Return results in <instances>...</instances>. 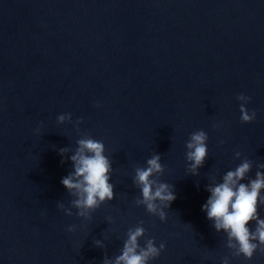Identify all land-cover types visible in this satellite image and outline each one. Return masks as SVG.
<instances>
[{"label":"water","instance_id":"1","mask_svg":"<svg viewBox=\"0 0 264 264\" xmlns=\"http://www.w3.org/2000/svg\"><path fill=\"white\" fill-rule=\"evenodd\" d=\"M63 113L73 122L58 123ZM199 129L208 156L194 176L185 145ZM84 134L104 143L115 185L90 220L58 207H71L61 179ZM155 152L176 195L166 221L135 204V168ZM245 157L248 177L264 172V0H0V264H102L140 220L142 246L166 245L149 264H222L230 250L202 211L206 185Z\"/></svg>","mask_w":264,"mask_h":264},{"label":"clouds","instance_id":"2","mask_svg":"<svg viewBox=\"0 0 264 264\" xmlns=\"http://www.w3.org/2000/svg\"><path fill=\"white\" fill-rule=\"evenodd\" d=\"M240 104V120L242 123H250L256 118L255 110L251 112L246 104L251 100L250 96L243 93L237 96ZM72 123L71 113L58 115L57 122ZM82 118L74 123L79 124ZM39 131V129H37ZM208 133L199 129L190 133L186 141V160L188 172L191 175H199V168L204 165L208 156ZM222 144L223 141L221 140ZM78 145L73 154L67 157L72 162L73 170L61 179L68 193L74 197L71 207H65L59 203L66 215L72 216V208L77 211L75 215L85 220L92 218V213L101 207L102 204L114 198L115 185L110 182L113 172L112 161L105 155V145L102 141L84 134L76 141ZM71 149L63 147L59 149L62 157ZM241 152H235V157L240 158ZM64 161L62 160L61 163ZM253 162L243 158L242 162L234 169L228 170L221 181L215 176L211 177V183L206 185L210 193L206 203L202 205V211L206 212L207 218L212 221L216 232L221 230L226 234V247L230 250V256L222 258V264H230L232 257H243L251 260L259 252L264 255V218L260 217L259 209L264 205V172L257 171L255 178L248 177ZM164 165L161 163V155L154 153L146 160V166H137L133 176L134 185L140 190V196L135 199L137 206L143 205L146 211L166 221L167 213L171 203L176 199L174 185L162 182L159 177L164 172ZM264 169V163L257 165ZM247 179V183L241 182ZM255 222V227L251 224ZM143 220H140L135 227H130L126 233L121 253L114 258L106 254L102 264H149V261L160 256L166 245L161 242L157 247L155 238H146L142 246L140 238L145 237L146 229L143 227ZM68 232H75L76 225H68ZM97 247L104 248L102 240H95Z\"/></svg>","mask_w":264,"mask_h":264}]
</instances>
